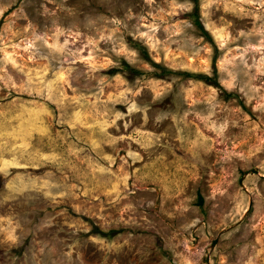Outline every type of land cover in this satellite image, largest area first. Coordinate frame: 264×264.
<instances>
[{"label": "rangeland", "instance_id": "rangeland-1", "mask_svg": "<svg viewBox=\"0 0 264 264\" xmlns=\"http://www.w3.org/2000/svg\"><path fill=\"white\" fill-rule=\"evenodd\" d=\"M206 259L264 264V0H0V264Z\"/></svg>", "mask_w": 264, "mask_h": 264}, {"label": "trees", "instance_id": "trees-1", "mask_svg": "<svg viewBox=\"0 0 264 264\" xmlns=\"http://www.w3.org/2000/svg\"><path fill=\"white\" fill-rule=\"evenodd\" d=\"M195 7H196V6H195ZM193 18H194V23H195L196 27L202 31L203 28H202V26L200 25V22H199L198 19H197V11H196V9H195V11H194V13H193ZM205 34H206V33L203 32V35H205ZM140 51L143 52L142 49H140ZM162 71H163V70H162ZM163 72L165 73V72H167V70H164ZM184 75H187L188 77H193V76H191V75H189V74H184ZM194 77H196V78H198L199 80H202V81H204V82H207V83H209V82L211 81L210 79H208V78H206V77H204V76H194ZM201 203H202V199H201V197H198V205H201Z\"/></svg>", "mask_w": 264, "mask_h": 264}, {"label": "water", "instance_id": "water-1", "mask_svg": "<svg viewBox=\"0 0 264 264\" xmlns=\"http://www.w3.org/2000/svg\"><path fill=\"white\" fill-rule=\"evenodd\" d=\"M249 173H250V174H256V175L258 174V172H257L256 170H254V169L251 170V171H249ZM240 184H241V183H240ZM214 243H215V242H212V245H214ZM206 264H208V260H207V259H206Z\"/></svg>", "mask_w": 264, "mask_h": 264}]
</instances>
